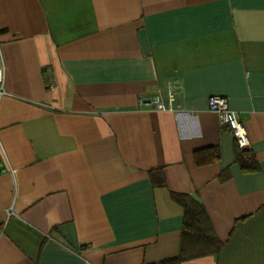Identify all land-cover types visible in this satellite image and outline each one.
Instances as JSON below:
<instances>
[{
	"label": "crops",
	"instance_id": "1",
	"mask_svg": "<svg viewBox=\"0 0 264 264\" xmlns=\"http://www.w3.org/2000/svg\"><path fill=\"white\" fill-rule=\"evenodd\" d=\"M0 56V264L175 259L171 195L222 244L178 264H264V0H0Z\"/></svg>",
	"mask_w": 264,
	"mask_h": 264
},
{
	"label": "trees",
	"instance_id": "2",
	"mask_svg": "<svg viewBox=\"0 0 264 264\" xmlns=\"http://www.w3.org/2000/svg\"><path fill=\"white\" fill-rule=\"evenodd\" d=\"M247 159L245 162L241 159L240 166L243 170L251 169L250 165L254 163L252 159ZM159 185H163L162 180ZM171 199L179 204L184 212L180 253L177 258L165 260L159 264H178L192 258L217 256L222 244L209 230L207 217L201 204L187 196L171 195Z\"/></svg>",
	"mask_w": 264,
	"mask_h": 264
},
{
	"label": "built area",
	"instance_id": "3",
	"mask_svg": "<svg viewBox=\"0 0 264 264\" xmlns=\"http://www.w3.org/2000/svg\"><path fill=\"white\" fill-rule=\"evenodd\" d=\"M179 85L177 83H169L166 86L165 96L169 102H172L179 92ZM5 95L4 90V69L0 56V98ZM139 106H150L156 110H163L164 107L160 101V96H156L153 99L138 100ZM207 109L213 113L219 124L229 128L231 135L235 141V144L240 149H246L248 147V138L243 124L238 120L236 112L231 110L228 106L227 98L224 96H209L207 98Z\"/></svg>",
	"mask_w": 264,
	"mask_h": 264
}]
</instances>
